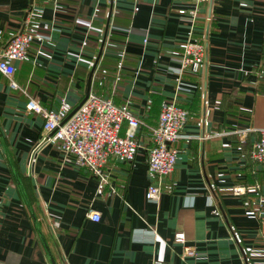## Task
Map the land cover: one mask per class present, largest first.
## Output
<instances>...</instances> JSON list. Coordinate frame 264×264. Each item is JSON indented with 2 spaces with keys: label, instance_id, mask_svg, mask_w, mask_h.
<instances>
[{
  "label": "crops",
  "instance_id": "crops-1",
  "mask_svg": "<svg viewBox=\"0 0 264 264\" xmlns=\"http://www.w3.org/2000/svg\"><path fill=\"white\" fill-rule=\"evenodd\" d=\"M194 7L0 0V52L22 31L48 36L13 62L17 88L0 72V264H264V164L251 157L264 128V0H211L195 22ZM189 39L207 46L206 59L199 73L180 74ZM89 77L90 92L140 121L134 157L108 160L105 184L64 159L26 109L30 98L76 107ZM175 96L190 117L175 170L150 202L146 188L159 180L147 148ZM180 231L195 256L182 257Z\"/></svg>",
  "mask_w": 264,
  "mask_h": 264
},
{
  "label": "built area",
  "instance_id": "built-area-1",
  "mask_svg": "<svg viewBox=\"0 0 264 264\" xmlns=\"http://www.w3.org/2000/svg\"><path fill=\"white\" fill-rule=\"evenodd\" d=\"M188 1L195 5L190 12L191 19L195 22L201 5L211 0ZM186 12L184 9L180 10L182 14ZM34 38L45 39L48 36L34 31H22L15 34L0 52V72L8 78L12 88H17L13 79V62L27 58ZM206 54L207 46L204 43L187 40L179 57V73L182 74L186 70L199 73L204 66ZM178 89L185 87L179 85ZM76 107L69 104L65 98L61 99L55 109L44 108L34 98H30L26 103L28 111L42 117L44 129L51 132L49 140L56 144L64 159H71L76 166L85 168L105 184L108 178L103 168L108 160H131L134 157L139 145L136 132L140 121L126 108L114 104L110 98L92 92ZM189 117V110L178 104L176 96L163 101L158 124L152 130L153 144L147 148L148 170L157 176L159 181L147 186V201L159 202L162 194L161 181L175 170L179 154L176 144L183 137V129ZM251 157L254 161L264 164V128L254 144ZM235 192L240 193L241 190L235 188ZM87 216L94 221L100 219V213L95 210L89 211ZM175 241L184 245L183 258L196 255L195 247L187 244L185 232H177Z\"/></svg>",
  "mask_w": 264,
  "mask_h": 264
},
{
  "label": "water",
  "instance_id": "water-1",
  "mask_svg": "<svg viewBox=\"0 0 264 264\" xmlns=\"http://www.w3.org/2000/svg\"><path fill=\"white\" fill-rule=\"evenodd\" d=\"M90 77H91V74H90ZM90 77H89V81H88V87H87L86 94H85L83 100L80 102V104H81V103L87 98V96H88V94H89V92H90V85H89V83H90ZM76 108H77V107H76ZM76 108H75V109H76Z\"/></svg>",
  "mask_w": 264,
  "mask_h": 264
}]
</instances>
